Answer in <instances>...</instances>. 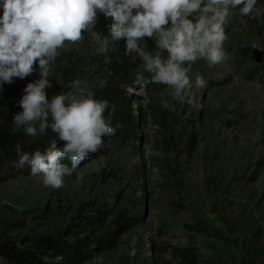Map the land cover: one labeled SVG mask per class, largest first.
Instances as JSON below:
<instances>
[{
  "label": "rangeland",
  "instance_id": "1",
  "mask_svg": "<svg viewBox=\"0 0 264 264\" xmlns=\"http://www.w3.org/2000/svg\"><path fill=\"white\" fill-rule=\"evenodd\" d=\"M112 22L98 13L101 38L85 34L81 44L66 42L58 50L47 92L51 99L70 91L76 79L104 80L103 89H93L95 97L110 104L124 99L125 120L112 114L116 134L105 137V147L65 177L61 189L45 187L28 164L1 168L0 241L29 249L42 237L79 244L85 260L78 264H264V56L257 62L252 49L256 44L264 51V17L232 12L224 26L228 58L214 67L204 60L193 64L190 75L194 80L199 73L206 86L193 87L191 102L183 104L166 85H137V74L146 80L150 74L125 54L123 40L113 50L106 38ZM105 45L108 50L99 52ZM38 72L0 92V127L20 135L26 143L21 152L64 143L51 129L31 138L15 126L23 90ZM182 250L190 251L187 260ZM0 264L9 263L0 257Z\"/></svg>",
  "mask_w": 264,
  "mask_h": 264
},
{
  "label": "clouds",
  "instance_id": "2",
  "mask_svg": "<svg viewBox=\"0 0 264 264\" xmlns=\"http://www.w3.org/2000/svg\"><path fill=\"white\" fill-rule=\"evenodd\" d=\"M0 9V92L4 84L24 80L39 69V78L23 90L15 126L31 138L47 136L51 129L64 142L58 147L53 141L43 152L33 153L21 152L17 146V166L28 164L32 177L58 190L82 161L105 147V137L116 134L110 102L97 99L93 91L97 84L103 89L106 81L76 79L68 85L70 91L49 99L50 67L66 42L79 45L85 34L101 38L95 29L98 13L103 14L113 21L106 37L113 50L123 40L125 54L133 61L138 58L150 74L147 80L137 74V85L141 89L148 83L166 85L172 99L190 103L193 87L206 86L199 73L194 80L190 75L193 64L204 60L214 67L224 62L229 55L224 26L232 12L259 20L264 17V0H0ZM242 23L247 27V20ZM146 38L155 44V53L146 50ZM107 50V45L98 49ZM161 105L170 108L168 100L162 99Z\"/></svg>",
  "mask_w": 264,
  "mask_h": 264
},
{
  "label": "trees",
  "instance_id": "3",
  "mask_svg": "<svg viewBox=\"0 0 264 264\" xmlns=\"http://www.w3.org/2000/svg\"><path fill=\"white\" fill-rule=\"evenodd\" d=\"M110 109L115 119L119 121L124 118L123 120H125V112L128 110V105L125 103L124 99L112 102L110 104ZM17 146H19L20 151H22L26 146V143L20 138V135L10 127L7 125L1 126L0 169L10 162L19 161L20 156L17 153ZM192 152H194V148L191 149L190 153ZM63 162L69 164L68 160H64ZM128 228L130 227H125L124 230H127ZM81 250H83V247L79 244L68 246L48 237H42L36 241L33 249L20 248L15 242L10 240L0 241V257L6 260L9 264H51L45 262L39 257V253L40 255L48 256L53 260L60 257L59 261L52 264H78V262H83L85 260L83 257L84 253H82ZM181 252L184 260H187L186 258H189V255L191 254L188 250H182Z\"/></svg>",
  "mask_w": 264,
  "mask_h": 264
},
{
  "label": "water",
  "instance_id": "4",
  "mask_svg": "<svg viewBox=\"0 0 264 264\" xmlns=\"http://www.w3.org/2000/svg\"><path fill=\"white\" fill-rule=\"evenodd\" d=\"M253 54L257 62H261L264 56V51L261 50L256 44L253 45Z\"/></svg>",
  "mask_w": 264,
  "mask_h": 264
}]
</instances>
